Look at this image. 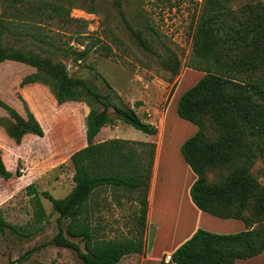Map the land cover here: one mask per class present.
Returning <instances> with one entry per match:
<instances>
[{
    "label": "rangeland",
    "instance_id": "1",
    "mask_svg": "<svg viewBox=\"0 0 264 264\" xmlns=\"http://www.w3.org/2000/svg\"><path fill=\"white\" fill-rule=\"evenodd\" d=\"M25 1L28 6L42 2L56 4L68 10L69 17L67 21H62L59 17L51 19L45 16L43 32L49 36L48 44L28 37H12L0 26V51H26L66 66L71 77L85 79L94 90L104 96L109 95L114 104L133 108L136 102L141 101L143 105L136 111L145 122L157 128L165 112L164 151L159 173L163 182L161 187H175L180 192L186 188L189 179L176 153L179 149L182 152L183 143L194 134L191 127L194 125L178 116L177 103L202 73L188 69L186 63L193 49L203 0ZM260 3L264 4V0H227L224 7L226 17L231 22L242 17L248 6ZM4 6L0 1V19ZM135 33H141L148 40L154 54L141 46ZM216 39H211V50L230 71L228 77L236 85L231 89L242 95H251L257 101L251 94L250 86L257 79L264 78V69L249 71L240 68L226 49L217 44ZM85 50L89 54L82 57ZM34 76H41L44 84L37 88L29 87L24 95L22 90L27 87L22 89L20 83L24 78ZM175 84L176 93L166 106ZM56 85V79L27 64L12 61L0 63V100L27 118L26 108L19 98L21 95L44 131H49L43 138L28 134L25 144L18 146L0 130V149L6 161L14 160L15 171L19 169L26 177L23 181L13 179L5 182L0 179V216L12 225L36 232L29 238L15 235L8 229L0 233V264H82L75 252L54 245L30 252L57 234L59 214L41 196L47 217L43 223H36L33 197L29 195L27 186L34 184L40 193L48 191L56 199H65L74 188V169L69 164L70 156L87 145L86 118L89 105L79 102L58 105L50 91ZM83 94L87 96L84 90ZM96 108L99 111L103 109L100 105ZM108 115L113 121L101 137L110 133L131 140H151L148 134L119 121L113 109L109 110ZM3 117L9 119L0 107V118ZM199 120L204 126V143L217 141L221 136V128L211 116L200 113ZM7 121L10 123V120ZM137 148L147 157L149 148ZM203 169L206 188H215L224 183L237 166L205 165ZM252 172L256 177L264 175V158L256 162ZM140 197L139 193L113 188L99 193L94 203L102 207V223L107 238H134L141 234L137 219L141 207L138 202ZM251 208L252 202L243 210L237 208L230 212H243L245 216L253 217ZM218 210L229 211L223 208ZM68 223L69 220L65 221V227ZM41 226L43 228L39 230ZM262 230L264 227L260 232ZM146 237L149 234L145 228L144 238L148 245L150 238ZM72 241L84 248L79 239ZM122 264H140V261H124Z\"/></svg>",
    "mask_w": 264,
    "mask_h": 264
},
{
    "label": "trees",
    "instance_id": "2",
    "mask_svg": "<svg viewBox=\"0 0 264 264\" xmlns=\"http://www.w3.org/2000/svg\"><path fill=\"white\" fill-rule=\"evenodd\" d=\"M0 1L5 4L1 13V28L12 37H28L42 44L50 42L49 36L43 32L45 16L51 19L59 17L62 21H67L69 17L68 10L52 3L42 2L28 6L25 0ZM226 1L203 0L193 49L186 67L204 73V77L181 96L177 114L199 128L181 148L184 160L197 176L190 190L193 203L201 211L221 219H240L245 222L248 230L222 235L199 229L172 254L174 264H237L238 260L250 259L264 252V230L260 232L264 227V186L252 173L255 163L264 158V78L257 79L250 86L254 93L251 94L257 101L251 95L233 92L231 88L236 85L228 77L231 73L215 56L210 43L216 37L217 44L226 49L240 68L249 71L264 69V4L248 6L242 17L229 22L224 10ZM135 35L146 51L155 53L141 33ZM88 54L89 51L85 50L82 57ZM6 61L27 64L56 79L57 85L50 88V91L58 105L79 102L90 107L86 118L87 145L70 156V164L74 169L72 192L65 199H56L48 191L40 193L34 184L26 188L33 197L36 223H43L47 217L41 196L59 214L57 234L30 252L54 245L75 252L82 264H119L124 257L144 254L148 195L157 145L119 138L96 142L101 130L113 121L108 115L110 109L114 110L119 121L145 134L156 135L158 128L145 122L136 111L143 103L136 102L133 108L114 104L109 95L97 92L85 79L71 77L66 66L26 51H0V63ZM41 79V76L24 78L20 87L23 89L30 84L43 85ZM176 88L177 84L172 87L166 106ZM83 90L87 96H84ZM19 98L26 108L27 118L0 100V107L9 116V119L0 118V130L18 146L28 134L43 138L46 131L28 109L25 99L21 95ZM97 105L103 107L102 111L96 108ZM200 113L209 114L221 128V136L217 141L204 143V126L199 120ZM137 147L149 148L147 157ZM205 165L237 166V169L221 185L206 188ZM0 179L5 182L26 179L19 169L15 171L7 168L1 149ZM112 188L141 194L138 200L141 207L137 217L140 235L124 239H109L105 235L102 207L94 202L101 191ZM250 202L253 203V217L245 216L243 212H230L237 208L243 210ZM221 208L229 211L218 210ZM67 220L69 223L65 227ZM41 228L43 227L39 230ZM7 229L22 237L36 235V232L12 225L0 216V233ZM72 239H79L84 248Z\"/></svg>",
    "mask_w": 264,
    "mask_h": 264
},
{
    "label": "crops",
    "instance_id": "3",
    "mask_svg": "<svg viewBox=\"0 0 264 264\" xmlns=\"http://www.w3.org/2000/svg\"><path fill=\"white\" fill-rule=\"evenodd\" d=\"M202 75L203 73L199 74L198 77L201 78ZM200 78L198 80H200ZM198 80H195V82L191 85V87L196 85L198 83L197 82ZM38 86H42V85L40 84L27 85L26 90L23 89L22 92L25 95V92L29 87L37 88ZM175 93L173 94L172 98L174 97ZM179 100L177 103V107L179 104ZM158 123H159L158 133L156 135H149L151 136L150 141L131 140L130 138H122L116 135H112L110 133H105V136L101 137L104 134L106 127H104L101 130L100 134L96 137V142H105L106 140L119 138V139L137 141V142H151L157 145L154 166H153L152 180L148 195L149 210L147 215L146 233L149 234V237H146V239L150 238L149 240L150 242H148V245H146L144 254H132L130 256L124 257L119 264H122V262L124 261L135 262L136 260L137 262L140 261V264H174L172 261L166 262L165 257L168 255L172 256V254L185 242L191 239L192 236L199 229L215 234H222V235L238 234L248 230L245 222L240 219H221L209 213L203 212L196 207V205L192 201L190 195V189L194 184V182L196 181L197 176L192 171V169L187 164V162L184 160V157L182 155V152H180V149L177 151L176 156L183 165L186 171V175L189 179L187 186L186 188L184 187V189L181 192L175 187L170 189L168 188L165 189L161 187V184L163 182L159 177V173L161 166V158L164 151L163 142H164V132L166 130L165 112ZM190 125H194L191 126L193 128L194 134L189 138L193 137L199 130L197 125L193 123H191ZM27 136L23 137L24 140L21 146L25 144V140ZM34 138H39V137H34ZM180 146L181 143L178 147ZM3 159L8 169L10 170L15 169L16 162L14 160L8 161V162H12L8 164V162L6 161L7 158L4 153H3ZM256 178L264 186V175ZM237 264H264V252L250 259L238 260Z\"/></svg>",
    "mask_w": 264,
    "mask_h": 264
},
{
    "label": "built area",
    "instance_id": "4",
    "mask_svg": "<svg viewBox=\"0 0 264 264\" xmlns=\"http://www.w3.org/2000/svg\"><path fill=\"white\" fill-rule=\"evenodd\" d=\"M165 261H166V262H170V261H172V257H171V255L166 256V257H165Z\"/></svg>",
    "mask_w": 264,
    "mask_h": 264
}]
</instances>
